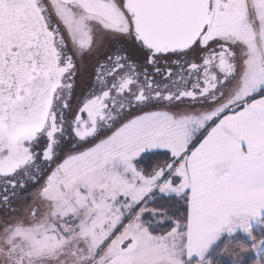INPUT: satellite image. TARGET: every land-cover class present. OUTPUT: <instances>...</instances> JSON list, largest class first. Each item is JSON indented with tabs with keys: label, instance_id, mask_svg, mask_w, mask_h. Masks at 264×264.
Returning a JSON list of instances; mask_svg holds the SVG:
<instances>
[{
	"label": "snow or ice",
	"instance_id": "snow-or-ice-1",
	"mask_svg": "<svg viewBox=\"0 0 264 264\" xmlns=\"http://www.w3.org/2000/svg\"><path fill=\"white\" fill-rule=\"evenodd\" d=\"M252 220L264 0H0V264H264Z\"/></svg>",
	"mask_w": 264,
	"mask_h": 264
},
{
	"label": "rangeland",
	"instance_id": "rangeland-1",
	"mask_svg": "<svg viewBox=\"0 0 264 264\" xmlns=\"http://www.w3.org/2000/svg\"><path fill=\"white\" fill-rule=\"evenodd\" d=\"M250 223L253 233L260 234L264 232V224H262L260 221L252 220ZM234 237L242 240L245 244L251 243V235L249 233H245L242 229H238L237 232L234 234ZM256 258L257 254L255 252L250 251L245 254L244 264H251V262ZM225 264H231V260L225 258Z\"/></svg>",
	"mask_w": 264,
	"mask_h": 264
},
{
	"label": "crops",
	"instance_id": "crops-1",
	"mask_svg": "<svg viewBox=\"0 0 264 264\" xmlns=\"http://www.w3.org/2000/svg\"><path fill=\"white\" fill-rule=\"evenodd\" d=\"M254 221H259V220H254Z\"/></svg>",
	"mask_w": 264,
	"mask_h": 264
}]
</instances>
